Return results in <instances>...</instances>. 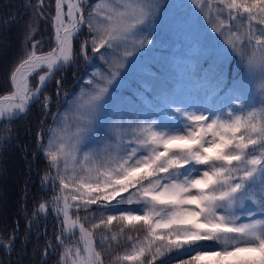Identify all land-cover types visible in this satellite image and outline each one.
Here are the masks:
<instances>
[{
	"label": "snow or ice",
	"instance_id": "6c2138e0",
	"mask_svg": "<svg viewBox=\"0 0 264 264\" xmlns=\"http://www.w3.org/2000/svg\"><path fill=\"white\" fill-rule=\"evenodd\" d=\"M20 7L0 0V30ZM23 7L33 15L7 61L0 143L38 104L33 157L43 154L41 182L55 195L32 216L54 213L60 226L42 255L105 264L115 245L124 250L109 264H264V0H54L47 50L35 39L45 0ZM169 41L193 53L179 77L148 70ZM9 47L0 36V55ZM82 66L80 91H65L64 73ZM138 66L134 98L116 95ZM17 239L0 238V264H26L23 249L12 259Z\"/></svg>",
	"mask_w": 264,
	"mask_h": 264
},
{
	"label": "trees",
	"instance_id": "16d2710c",
	"mask_svg": "<svg viewBox=\"0 0 264 264\" xmlns=\"http://www.w3.org/2000/svg\"><path fill=\"white\" fill-rule=\"evenodd\" d=\"M13 2H17V0H13ZM19 2L21 7L14 10V14L18 17V23H14L11 28L0 30V36H7L10 45L8 55H0V93L3 92V94L6 90L8 58L18 49L23 24L33 15L31 10H26L23 7V0H19ZM30 2L35 3V0H30ZM94 2L95 0H89V3ZM54 12V0H45V17L37 18L36 21L37 33L35 39L42 42L44 50L53 46L54 31L52 22L47 17L53 15ZM82 33L86 39L87 29L84 28ZM75 47H77V41H74ZM185 51V53L178 55L170 52L164 45L157 47L153 52V58H149L150 68L148 70L153 74L163 73L164 76L169 75V71H171L179 77L181 67L176 65L181 63V57L193 55L189 49ZM101 66H103V70L107 69V65L96 58L95 67L101 68ZM85 67L82 66L79 70L75 68L68 69L64 73L66 76L65 91L76 93L80 91V83L77 81L79 77L86 75ZM184 68H187V65H184ZM93 70V68L88 67L87 73L90 74ZM58 74L57 76L59 77ZM144 74L145 70L143 67L138 66L137 71L129 74L123 85L116 89V95L133 97L134 90L140 87L141 77ZM54 88L55 81L53 80L48 86V94L54 96ZM67 99L71 100L73 97L68 96ZM65 107L66 105H61L59 111L64 112ZM51 111L56 112L57 106L53 105ZM39 119L40 111L37 104L33 106L30 113L14 121L11 143H0V238H3L4 242L7 243L8 235L14 232L18 235L19 239L15 241L16 248L12 252V259L20 256L23 249L26 255L22 259L26 264H33V262L34 264H57L61 249H49L47 257L43 256L42 253L46 247L45 241L52 240L54 233L59 234V222L51 213L47 215L39 214L36 217L32 216L37 203L47 201L49 192L48 184L42 185L41 182V176L44 173L47 161L44 160L42 153L35 158L33 157V153L36 151L35 133L38 130ZM49 126H53L51 117L47 119L45 128ZM46 142L47 137H45ZM80 215L83 217L85 213L81 211ZM85 223L87 226L90 220ZM113 230H115V227ZM5 233L8 235H5ZM96 235L98 238L100 235L99 230ZM25 238H27V243H25ZM205 243L211 244L212 242ZM123 250V247L117 249L113 245V251L104 255L105 264H109L111 255ZM3 258H5V255L0 251V259Z\"/></svg>",
	"mask_w": 264,
	"mask_h": 264
},
{
	"label": "rangeland",
	"instance_id": "374dc122",
	"mask_svg": "<svg viewBox=\"0 0 264 264\" xmlns=\"http://www.w3.org/2000/svg\"><path fill=\"white\" fill-rule=\"evenodd\" d=\"M164 2H166V0H164ZM54 14H55V12H54ZM53 14V15H54ZM83 30V29H82ZM209 30H211V28L209 27ZM85 39V36L82 34V36H81V38H79V40H84ZM78 41H77V47H75V48H78ZM162 45H164L166 48H168L169 50H170V52H172V53H174V54H183V53H185L186 51L185 50H187V48H181L178 44H175V43H172L171 41H169V42H167V43H164V44H162ZM129 59H131V57L129 58ZM58 75H60V74H58ZM3 93V92H2ZM1 94V93H0ZM48 187H49V192H48V199H47V201H50L51 200V198L55 195V192L52 190V186H51V184L49 183L48 185H47ZM51 214H53V216H54V218H55V214L54 213H51ZM59 222V221H58ZM76 237H78V230H76ZM74 239H75V237H72V238H66L65 239V243L67 244V243H73V241H74ZM61 251H62V249H61Z\"/></svg>",
	"mask_w": 264,
	"mask_h": 264
},
{
	"label": "water",
	"instance_id": "95a60500",
	"mask_svg": "<svg viewBox=\"0 0 264 264\" xmlns=\"http://www.w3.org/2000/svg\"><path fill=\"white\" fill-rule=\"evenodd\" d=\"M53 44H54V35H53ZM1 94H3V93H1Z\"/></svg>",
	"mask_w": 264,
	"mask_h": 264
}]
</instances>
